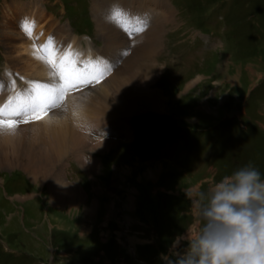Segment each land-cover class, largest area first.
Segmentation results:
<instances>
[{"label":"rangeland","instance_id":"obj_1","mask_svg":"<svg viewBox=\"0 0 264 264\" xmlns=\"http://www.w3.org/2000/svg\"><path fill=\"white\" fill-rule=\"evenodd\" d=\"M60 1L66 9L65 17L76 31L92 35L96 23L98 33L103 38L97 22L94 23L91 18L89 0ZM170 2L185 20L180 27L182 33L186 31V10H190L187 13L190 20L197 23L198 15L201 14L195 10L199 5L205 7L203 14L211 16L204 23L205 26L216 29L217 22L213 16L215 13L218 18L219 10L224 20L231 17L234 24L223 32L224 44L216 52L207 50L210 51L208 56L195 54L189 66H186V56L183 57L182 73H179L181 68L177 69L180 76L173 73L174 80L165 77L167 75L164 73L159 76L156 68L148 70V66L142 67L141 61L150 60L155 55L156 42L152 56L143 53L138 58L136 68L146 79L152 75L150 83L142 84V94L154 91L163 96L165 109L156 112L135 108L134 111L125 110L123 114L146 112L157 115L158 126L153 129L157 140H160L163 131L175 130L183 134L202 125L212 127L213 131L214 125H221L219 139L210 146V153L208 147L203 149L202 163L194 165L191 172L184 171L171 162L159 160L157 155L150 157L147 152L150 147L144 145L145 141L134 146L104 139L112 142L109 151L96 152L93 147L97 140L84 126L86 137L85 142H81L82 149L67 153L68 149L63 148L62 155L57 157L58 161L53 165L47 159L48 175L42 185L30 178L28 167L3 162L0 164L1 236L12 250L29 251L33 257L10 252L0 246V264H40L35 256L45 258L51 254L52 264H164L161 254L175 256L201 230L198 192L208 193L222 177L249 162L264 178V0H204L201 4L199 0ZM116 3L121 4V0ZM168 5L167 0H158L157 7L149 0H134L129 8L143 9L149 17L159 15L164 21L161 15L170 14ZM94 9L100 10L95 3ZM144 16L142 20L145 24ZM171 18H174V14ZM3 19L2 16L0 26ZM17 21L22 22L23 18ZM61 30L65 31L63 28ZM120 34L125 38L121 36L122 49L117 55L119 59L122 50L130 44L123 29ZM176 34L169 33L167 39H177ZM147 36L135 37V47L127 58L133 56L140 46L146 47L144 43ZM58 39L66 42L64 36ZM183 44H186V36ZM60 47L62 52L65 46ZM163 56L164 53L158 51L156 60L160 61ZM127 58L109 78V87L103 86V91H97L96 101L99 104L113 93L112 87L117 88L116 82L126 77L124 72L119 71ZM198 76L201 79L192 82ZM188 84L191 86L187 87ZM248 93V101L235 100L232 96ZM90 96L94 97L92 93ZM237 108H240L239 115L228 120L226 117ZM64 111L67 113L65 108ZM2 137L8 139V135ZM29 137H23L16 144L25 146L28 142L34 148L43 144L36 134H30ZM90 146L94 156L87 161L91 163L98 160V167L86 171L77 160L87 159ZM103 154V162H100V155ZM22 156L29 159L28 153H8L9 160H20ZM40 157L37 153L35 160ZM61 175L69 186L79 192L74 194L70 203L50 200L52 194L49 185ZM80 176L84 178L81 182L78 180ZM153 211L159 215L156 224L150 217ZM49 233L55 235L53 242H47V238L51 240L53 237Z\"/></svg>","mask_w":264,"mask_h":264},{"label":"bare ground","instance_id":"obj_2","mask_svg":"<svg viewBox=\"0 0 264 264\" xmlns=\"http://www.w3.org/2000/svg\"><path fill=\"white\" fill-rule=\"evenodd\" d=\"M116 1L117 0L96 1L95 5L99 7L100 12H95L93 15L95 21L97 22V26L103 33V39L106 43L104 52L105 54L112 57H117L118 53L122 49V35L120 34V32H122V28L110 19V15L116 8L124 9V11L129 13L125 9H131L129 7L132 5V3H134V0H121V4L117 5ZM139 1L145 2V0ZM149 2L155 7L158 6V0H149ZM13 8H15V10H13ZM134 10L136 17L142 18V16H144L143 14H146L145 12H143V9L135 8ZM168 14L161 15V17H163L162 19H165V21L170 19V14L169 16ZM16 15L17 19L15 20ZM165 16L166 18H164ZM3 18L4 19L2 20V24L0 26V38L1 42H4L5 52L8 56L9 61L7 62V66L19 70L21 73L28 75L30 78L37 79L38 77L44 78L45 80L52 79L50 78L51 71L49 70V67L46 65V63L34 56V51L39 52L40 47L46 44V42L48 41L46 34L53 25V23L50 22L49 16L38 7L33 10H27L25 12L19 2L13 1L10 4H5L3 6ZM20 18H23L20 26L21 29L17 25V20ZM26 22L30 25H33L31 37L38 39L37 45H34L29 37H27L25 34L27 33L24 28V24ZM147 35L148 36L146 38L144 37L146 39V42L144 43L146 47L142 45L144 48H141L140 46L137 51L134 52L136 55H134L133 53V56L127 58L122 67V70L119 71V73L124 72V74H126L125 78H120L123 81L119 80L120 82H116L117 88L112 87L113 93L110 94V96L106 97L104 99V102L100 103V107L98 109L94 110L95 106L93 107V109L89 108V111L94 116L97 115L100 116L101 119H103L104 117L101 115L106 116L108 110L116 114H123L125 113V110L134 111L135 108H138L141 111H164L165 106L163 96L158 95L154 91L142 94L143 92L140 90V88L142 89V84L144 82L150 83L152 81V75L150 74L151 76L146 79L143 77V74H139L136 68L138 58L140 59L143 53L146 54V56H148L149 54L151 55L155 49V45L157 42L156 38H152L150 33ZM123 37L125 38L124 35L122 36V38ZM53 41L55 46H57V41H55L54 39ZM147 69L149 70V68ZM200 79L201 76H198L197 79H193L192 82L196 83ZM108 82L109 79L105 83V87H109ZM146 85L147 83H145V86ZM190 86L191 84L187 85V87ZM84 124L85 123L79 120L77 116L70 114L68 115L64 111V107L62 106L53 110L49 116L41 120V122H39L38 124L22 125L12 130L6 128L0 129V164L4 162L9 165L16 164L23 168L28 167V169L30 170V178L35 183L42 185L48 175V168L45 164V161L47 159L51 160L53 165L58 161L57 157H60L62 155L63 151L61 150L63 148L68 149L67 153L73 150L75 151L77 150V148H79L78 150L82 149L81 142H83L86 137V129L84 127ZM30 134H36L38 139L40 141H43V144H40L35 148L29 145V143L26 141L25 146L16 144L17 142L21 141L23 137L30 138ZM2 135H8V139L3 138ZM110 143L112 142L108 140H103L99 143L97 141L93 149H95L96 152L109 151L108 147H110ZM69 148H71V150H69ZM8 153H28L29 159L25 158V156H22L20 157V160H9ZM37 153L41 155L39 160H35ZM32 156L33 158H31ZM87 160L88 159L85 160L83 158H80L77 160V163H79L81 165V168L86 171L94 170L96 167H98V160H94L91 163ZM72 187L66 183L63 175H61L60 177L58 176V178L52 180L51 184L49 185L50 193L52 194L50 196V200L55 203L59 202L60 200H64V203L69 202L74 198V194L79 193L76 188Z\"/></svg>","mask_w":264,"mask_h":264},{"label":"clouds","instance_id":"obj_3","mask_svg":"<svg viewBox=\"0 0 264 264\" xmlns=\"http://www.w3.org/2000/svg\"><path fill=\"white\" fill-rule=\"evenodd\" d=\"M199 234L164 264H264V178L249 162L198 192Z\"/></svg>","mask_w":264,"mask_h":264},{"label":"snow or ice","instance_id":"obj_4","mask_svg":"<svg viewBox=\"0 0 264 264\" xmlns=\"http://www.w3.org/2000/svg\"><path fill=\"white\" fill-rule=\"evenodd\" d=\"M110 19L131 33L142 30L144 25L141 17H134L119 8L112 11ZM32 27L27 22L24 24L25 31L30 36ZM34 56L50 67L52 82H34L30 89L21 90L7 103L0 105V129L12 130L21 122L42 119L49 110L58 106V102L67 92L90 84L91 77L101 63L92 60L80 61L79 54L74 53L70 47L61 52L51 37L40 47L39 52L34 51Z\"/></svg>","mask_w":264,"mask_h":264},{"label":"crops","instance_id":"obj_5","mask_svg":"<svg viewBox=\"0 0 264 264\" xmlns=\"http://www.w3.org/2000/svg\"><path fill=\"white\" fill-rule=\"evenodd\" d=\"M162 20H164L165 21V19H162ZM185 88H186V86H185ZM143 240V239H142Z\"/></svg>","mask_w":264,"mask_h":264},{"label":"trees","instance_id":"obj_6","mask_svg":"<svg viewBox=\"0 0 264 264\" xmlns=\"http://www.w3.org/2000/svg\"><path fill=\"white\" fill-rule=\"evenodd\" d=\"M160 224V223H159Z\"/></svg>","mask_w":264,"mask_h":264}]
</instances>
